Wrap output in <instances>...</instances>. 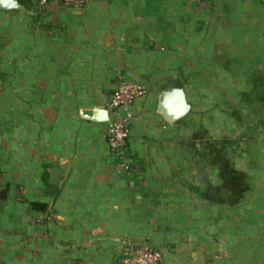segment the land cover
I'll list each match as a JSON object with an SVG mask.
<instances>
[{"label": "crops", "instance_id": "0c3cea01", "mask_svg": "<svg viewBox=\"0 0 264 264\" xmlns=\"http://www.w3.org/2000/svg\"><path fill=\"white\" fill-rule=\"evenodd\" d=\"M17 2L0 10V264H120L128 244L264 264V0ZM120 82L146 89L121 156ZM173 89L190 110L168 124Z\"/></svg>", "mask_w": 264, "mask_h": 264}, {"label": "built area", "instance_id": "2783aa9c", "mask_svg": "<svg viewBox=\"0 0 264 264\" xmlns=\"http://www.w3.org/2000/svg\"><path fill=\"white\" fill-rule=\"evenodd\" d=\"M40 6L51 2L66 7H82L87 0H37ZM146 94V89L140 85L120 82L113 91L108 103L110 118L106 137L112 154L121 156L126 146L130 114L128 107ZM120 264H162L160 253L147 245H131L124 247L120 255Z\"/></svg>", "mask_w": 264, "mask_h": 264}, {"label": "water", "instance_id": "95a60500", "mask_svg": "<svg viewBox=\"0 0 264 264\" xmlns=\"http://www.w3.org/2000/svg\"><path fill=\"white\" fill-rule=\"evenodd\" d=\"M24 10L17 0H0V10ZM190 106L187 104L184 93L180 89H173L163 94L162 101L158 106V114L161 115L168 124H173L187 115ZM109 121V113L106 122Z\"/></svg>", "mask_w": 264, "mask_h": 264}, {"label": "trees", "instance_id": "16d2710c", "mask_svg": "<svg viewBox=\"0 0 264 264\" xmlns=\"http://www.w3.org/2000/svg\"><path fill=\"white\" fill-rule=\"evenodd\" d=\"M5 197H6V189L3 192L1 191V193H0V200L5 199Z\"/></svg>", "mask_w": 264, "mask_h": 264}, {"label": "rangeland", "instance_id": "374dc122", "mask_svg": "<svg viewBox=\"0 0 264 264\" xmlns=\"http://www.w3.org/2000/svg\"><path fill=\"white\" fill-rule=\"evenodd\" d=\"M197 116H198V115H197ZM228 136H229V133H225V135H224L225 139H226V138H228ZM1 190H2V192H3V191H5V189H4V188H3V189H1ZM0 193H1V192H0Z\"/></svg>", "mask_w": 264, "mask_h": 264}]
</instances>
